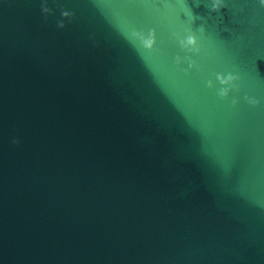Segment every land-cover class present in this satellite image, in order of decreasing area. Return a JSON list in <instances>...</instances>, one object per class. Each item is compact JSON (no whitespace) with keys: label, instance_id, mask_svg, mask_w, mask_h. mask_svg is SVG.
<instances>
[{"label":"water","instance_id":"1","mask_svg":"<svg viewBox=\"0 0 264 264\" xmlns=\"http://www.w3.org/2000/svg\"><path fill=\"white\" fill-rule=\"evenodd\" d=\"M211 4L0 0V264H264V7Z\"/></svg>","mask_w":264,"mask_h":264},{"label":"clouds","instance_id":"2","mask_svg":"<svg viewBox=\"0 0 264 264\" xmlns=\"http://www.w3.org/2000/svg\"><path fill=\"white\" fill-rule=\"evenodd\" d=\"M259 2H260V5L262 7H264V0H259ZM222 7H225L224 0H212V4H211V7H210L211 11L216 12ZM43 12L44 13H49L50 9L48 7H46V6H44L43 7ZM138 38L141 39L142 42L144 43V45L146 47H148V48H151L153 43H154V38L152 37L151 33L149 34L148 38H145L143 36H139ZM177 39L179 41V46L182 49L188 50V51H198V49L194 47L196 45V39H195L194 36L189 35L186 38L177 37ZM189 46H193V47H189ZM181 59H182L181 57H179V56L177 57L178 64L181 62ZM183 60H189V58L186 57V58H183ZM189 66H191V65H189ZM217 78L219 79V77H217ZM228 79L231 80V79H233V77L230 76ZM208 87H210V88L213 87V83H212L211 80L208 81ZM220 95L221 96L227 95V90L226 89L225 90H221ZM233 103H235V101H233ZM13 143L14 144H18L19 140H15L14 139Z\"/></svg>","mask_w":264,"mask_h":264}]
</instances>
